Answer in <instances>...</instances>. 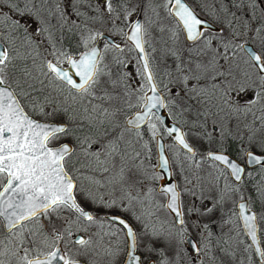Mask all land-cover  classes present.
<instances>
[{"label": "snow or ice", "instance_id": "1", "mask_svg": "<svg viewBox=\"0 0 264 264\" xmlns=\"http://www.w3.org/2000/svg\"><path fill=\"white\" fill-rule=\"evenodd\" d=\"M83 2L70 5L76 20L60 4L49 10L61 30L71 25L78 31L76 53L52 39L35 0H11L14 15L7 17L0 7L7 32L0 31V264H214L212 216L227 200L234 207L225 223L239 219L252 241L247 249L264 261L243 183L253 175L249 166L264 176V0L219 4L230 19L220 21L218 35L187 0H162L175 21L172 38L182 31L198 45L187 49L188 60L170 51L176 67L165 73L167 82L158 79L148 51H156L148 39L152 18L130 19L138 3L96 0L88 15L78 10ZM96 24H107L109 35L90 26ZM43 33L51 50L37 64L36 39ZM18 34L31 51L16 46ZM110 52L124 68L131 62L124 54L135 53L139 87L129 91L130 73L112 79L105 62ZM117 89L123 107L114 105L121 98ZM125 109L135 111L121 125L116 117ZM85 128L88 134L81 135ZM99 129L105 132L93 139ZM133 132L142 151L125 140ZM153 141L158 163L145 169L142 156L151 158ZM201 142L203 151L196 147ZM205 163L215 173L208 172L207 181L200 175ZM97 173L111 178L102 182ZM205 182L215 187L213 195ZM252 190L264 198V183ZM161 210L171 221L160 220ZM215 252L235 255L220 244Z\"/></svg>", "mask_w": 264, "mask_h": 264}, {"label": "flooded vegetation", "instance_id": "2", "mask_svg": "<svg viewBox=\"0 0 264 264\" xmlns=\"http://www.w3.org/2000/svg\"><path fill=\"white\" fill-rule=\"evenodd\" d=\"M53 1L58 2L57 0H53ZM10 2L11 0H0V6L1 4L9 5ZM95 2L96 0H84V2L82 3L84 5L83 10L86 11L87 9H90L91 11V6L94 5ZM145 2L149 10L152 8V6L155 7L159 13L157 17H162L161 16L162 8L160 7L162 0H145ZM187 2L196 10L199 16L207 20L213 21L212 24L214 26H209L210 28L213 29V35H218V33L215 32V29L224 26V25H221V22H220L221 20L225 21V24H226L227 19H230V17H226L218 9L219 4L221 3L227 4L228 0H187ZM235 10H236L235 8H232V11H235ZM138 17L142 20L140 15H137L136 18ZM217 17H219V19H217ZM136 18H134V20ZM157 19L159 21L161 20V18H157ZM170 20L173 22L175 26V21L172 20L171 18ZM117 23L120 24V22H117ZM67 30L69 31V29ZM105 32L109 34V32L107 31ZM111 36L116 42H118L113 34H111ZM179 37L181 38V41H180V44L177 45V49L175 51H177L184 60H188L189 56L187 54V49L189 47H193V48L198 47V45H193L192 42L187 41L182 31L179 32ZM255 39L256 38L254 35L251 36L250 42ZM199 46H202V45H199ZM132 111H135V109H133ZM130 114L131 112L128 115ZM142 131H144V129H142ZM83 132L88 133L87 128H85ZM80 134L84 135L82 133ZM127 134L129 135L128 141H132V145H135L134 143H136V141H135L134 132L127 133ZM100 135H102V132L99 131V134L97 136H93V139L99 138ZM144 139L145 140L148 139L147 134L145 135ZM164 140L166 142V137L164 138ZM193 142L195 143V141ZM121 147L123 148V142L121 143ZM150 147L152 149L153 156L151 155L150 159L143 158L142 156V159L143 160L146 159L145 161H147V164L151 168L154 164L157 163L156 147H155L154 141L150 144ZM196 147L198 148V150L203 151L204 150L203 142L197 143ZM135 149L137 151H142V149L137 143L135 145ZM77 151H79V149H77ZM80 160H81V163L86 162L83 157H80ZM203 165L208 167V163H205ZM79 166L80 165H77V167ZM248 170L251 171L253 175L249 177L248 179L244 180L243 182L245 186L244 191L251 197L252 210L255 211L257 214V223H258V228H259L258 237L261 243V247H264V210L262 209L263 198H260L252 190V185L264 183V176L260 174L261 170L258 167L249 166ZM208 171L209 172L212 171L213 174H215L214 170L211 168H209ZM86 174H90V173H86ZM104 175H108V174L97 173L96 178L100 180L102 179ZM225 175H227V173H225ZM223 182L224 181L221 180V183ZM228 182L232 183L231 177H228ZM154 186L155 185H152V184L148 185V187H154ZM215 190H216L215 187H211L207 189V191L213 192L212 194H208V195H213ZM184 199H185V202L187 203L188 197H185ZM232 199H235V197H233ZM156 200L160 203L164 202L163 199L159 195L156 196ZM204 204H207V201H205ZM201 206L203 207L204 205H201ZM233 207L234 206L232 205L231 200H227L225 204L221 207L220 211L215 212L212 216V221H213L212 223V233H213L212 251L213 253L217 255V259L214 261V264H264V261L260 260L259 255L255 252V248L247 249V246L251 244L252 241H251V238L243 230L242 222L239 219L234 218L233 223L231 224L225 223V221L229 218V216L232 215ZM158 215L161 221L163 220L171 221L172 219V217L168 214L167 210H161L158 213ZM205 222H207V220H205ZM218 244L223 245L225 248H227L229 254L234 252L235 255L229 258V257H225L221 253H216L215 250ZM153 259H155V257H153ZM99 264H104L102 259L100 260Z\"/></svg>", "mask_w": 264, "mask_h": 264}, {"label": "rangeland", "instance_id": "3", "mask_svg": "<svg viewBox=\"0 0 264 264\" xmlns=\"http://www.w3.org/2000/svg\"><path fill=\"white\" fill-rule=\"evenodd\" d=\"M58 2H55L53 0H35L36 3V10L39 11L40 13V17L46 22V26L50 27V31L52 34V39L55 40L58 44V46L60 44L63 45L62 41H63V31H65V29H71V25L66 26L63 30L60 29L59 23H58V19L54 18L53 16H51L49 14V10H51L52 12H56V6L57 4H60L62 7H64L68 13L70 14V18L73 20H76L77 17L74 15V9L73 7H71L70 5L75 3V0H57ZM93 2V1H92ZM99 3L102 4L103 0H99ZM132 4H137L138 3V7H137V11L132 15V17L130 18L131 20H134V18L137 17V15H140L142 20H146L148 17L152 18V23L147 25L149 28V36L148 39L150 41L151 47L155 48L156 51L152 52L151 48L148 49V51L150 52L151 56H152V61H153V66L157 72V76L158 79H163L165 82H167V77L165 76L166 72H175V67H176V63H175V58L173 56H171L170 51H175L177 49V45L180 44L181 38L179 37L178 39H173L172 38V29L174 28V24L173 22L170 20V17H168L166 15V13L164 12V10L162 9L161 11V16L162 17H157L156 15H154L151 10H149L146 5L145 0H131ZM22 6V5H21ZM83 4H80L78 6V10L81 11L82 13H87L88 15H93L94 13L92 11H90V9H87L86 11L83 10ZM2 11L4 13V17H7L9 15H14V13H10L8 11V7L9 5H2ZM141 8H143L144 14H141ZM153 8V6H152ZM157 10V9H156ZM158 12V10H157ZM93 13V14H92ZM4 17H0V31H5V24H4ZM157 18H161V20L159 21ZM119 22V21H118ZM51 25H55V27H51ZM121 27H123V24L120 23L119 24ZM90 26H95L100 28L101 30L107 31L108 32V28L109 26L107 24L104 25H100V24H96V25H90ZM163 28L164 31H160V29ZM35 29H36V24L32 23L31 25V31L33 32V35H35ZM71 31L74 33V37L78 42V48H79V34L78 31L75 29H71ZM5 35H7V32L5 31ZM48 33H43L42 35H40L39 37H37L36 39V43L40 44L41 47H39L37 50L39 51V49L41 51H39L40 53V58L43 59L44 57L48 56L49 51L51 50L49 47V43H47L46 41L48 40ZM115 36V38L117 39L118 42L122 43V37L120 35H116L113 34ZM24 38V37H23ZM105 40H101L99 42V46L103 47V44L105 43ZM16 46L18 48H20L21 52H23L25 50V48H27L29 51H31V46L25 44L24 39H20L19 36H16ZM64 46V45H63ZM115 55H119L118 53L115 52H110L106 55L105 58V62L109 65V67L112 70V79H117L120 72H125V73H130L131 76L130 78L126 81V83L129 85V91H131V89L137 88L139 87L141 80L139 78V76L136 73V64H135V60L133 59L135 57V53H125L124 56H126L127 58H129L131 60V62L128 64L127 68H124L123 66H117L113 60L112 57ZM37 57V58H39ZM50 58V57H49ZM29 63V67H31V61L28 62ZM37 64L38 60H37ZM111 90V89H110ZM116 91L120 92V99L114 101V105L115 106H119V107H123L124 105V98H123V92L122 89H117L114 91V94ZM130 102L131 103H135V97H131L130 98ZM132 111V110H131ZM131 111L125 109L124 112L120 113L117 115L116 117V122L123 125L124 121H123V116L124 115H128ZM176 119H181L180 117H176ZM184 119H190L189 116H185ZM100 132L103 133L105 132V129H99ZM109 133H111V130H108ZM82 134L86 135L88 134L87 132L84 133L82 132ZM129 135L126 133L125 135V140L128 141ZM96 139V138H95ZM171 140L168 139L166 137V144L171 146ZM136 145V143H134ZM135 145H132V148H135ZM123 147H124V143H123ZM132 148H129L128 151L131 152ZM174 151V148H173ZM153 156V154H152ZM146 159L143 160V167L145 169H150V166L147 164V161H145ZM209 170V166H205L202 165L201 168V172L200 175L202 177L207 179H210L207 174ZM150 173V172H149ZM112 175H115V173L113 172ZM111 177L108 175H104L102 177V179H100L102 182L110 179ZM211 187H209L207 185V182H205V190L207 194H212V191H207V189H209ZM103 190V189H102ZM262 209L264 210V198H263V206Z\"/></svg>", "mask_w": 264, "mask_h": 264}, {"label": "trees", "instance_id": "4", "mask_svg": "<svg viewBox=\"0 0 264 264\" xmlns=\"http://www.w3.org/2000/svg\"><path fill=\"white\" fill-rule=\"evenodd\" d=\"M17 36H19L20 39H24L22 35L18 34ZM62 43H63L65 48L69 49L73 53H76L79 50L78 45H77L78 42L74 37V33L70 30L68 31L67 29H65V31H63ZM39 51H41V50L39 49ZM37 60H38V63H40L42 59L39 57V58H37Z\"/></svg>", "mask_w": 264, "mask_h": 264}, {"label": "water", "instance_id": "5", "mask_svg": "<svg viewBox=\"0 0 264 264\" xmlns=\"http://www.w3.org/2000/svg\"><path fill=\"white\" fill-rule=\"evenodd\" d=\"M139 18V17H138ZM137 19V18H136ZM140 19V18H139ZM205 19V18H204ZM209 26H214L213 24H210ZM106 33V32H105ZM106 35H109L108 33H106ZM111 38H112V36H111ZM113 39V38H112ZM114 40V39H113ZM115 41V40H114ZM116 42V41H115ZM116 43H118V42H116ZM163 111L164 110H162V113H163ZM156 153H157V149H156ZM157 163H158V161H157Z\"/></svg>", "mask_w": 264, "mask_h": 264}]
</instances>
